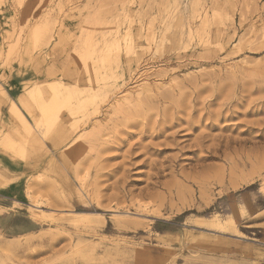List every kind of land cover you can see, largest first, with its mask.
Returning <instances> with one entry per match:
<instances>
[{"label":"rangeland","instance_id":"rangeland-1","mask_svg":"<svg viewBox=\"0 0 264 264\" xmlns=\"http://www.w3.org/2000/svg\"><path fill=\"white\" fill-rule=\"evenodd\" d=\"M0 63V264H264V0H0Z\"/></svg>","mask_w":264,"mask_h":264},{"label":"crops","instance_id":"crops-1","mask_svg":"<svg viewBox=\"0 0 264 264\" xmlns=\"http://www.w3.org/2000/svg\"><path fill=\"white\" fill-rule=\"evenodd\" d=\"M14 71L8 72V66L0 63V233H8L12 229L13 219L19 216L14 208L26 201L31 174L26 158H12L1 147V138L8 135V101L19 97L17 92L24 84L21 77L26 75Z\"/></svg>","mask_w":264,"mask_h":264},{"label":"bare ground","instance_id":"bare-ground-1","mask_svg":"<svg viewBox=\"0 0 264 264\" xmlns=\"http://www.w3.org/2000/svg\"><path fill=\"white\" fill-rule=\"evenodd\" d=\"M246 85V84H245ZM249 86V85H248ZM247 87V86H246ZM59 91H60V88H56L55 89V91H51V94L48 96V97H46V99H47V101L46 102H50L51 103V105H50V103L48 104L50 107H44V109H54V110H57L56 108H58L57 107V105L60 103L59 102V97L60 96H58V93H59ZM263 92V91H262ZM39 97V96H38ZM43 98H45V97H42V98H38L39 99V102L38 103H40L42 100H45V99H43ZM43 103V102H42ZM60 106V105H59ZM43 108V107H42ZM33 113V112H32ZM12 114H14V112H12ZM44 117L45 116H42V118H39V117H35V119H36V124H37V126H40L41 125V122L44 120ZM57 117V116H56ZM19 123L23 126V129H24V132H25V134H26V136L27 135H29L32 131H30V129H29V127L26 125V123H25V121L23 120V119H19ZM36 131V130H35ZM21 133V132H20ZM23 135V134H22ZM32 136H34V134L32 135ZM30 140H32L31 139V137H30ZM35 140V139H34ZM33 140V141H34ZM25 141V140H24ZM26 142V141H25ZM35 142V141H34ZM33 142V143H34ZM26 144V143H25ZM36 145V144H35ZM22 147H24L23 146V144H18V143H16V142H13V141H11V142H9L7 145H6V148H5V150H6V152H8V154L9 155H11V156H18V157H20V158H24V151L22 150ZM235 214V213H234ZM223 217V216H222ZM218 220V219H217ZM217 220H213V226L214 227H219V228H223L224 226L221 224V223H219ZM224 220V219H223ZM221 221V220H220ZM212 227V226H211Z\"/></svg>","mask_w":264,"mask_h":264}]
</instances>
